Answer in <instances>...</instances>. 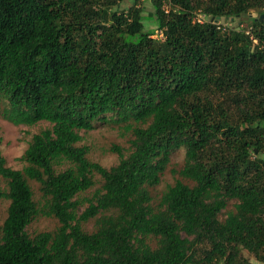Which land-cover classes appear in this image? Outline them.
Masks as SVG:
<instances>
[{
  "label": "trees",
  "instance_id": "obj_1",
  "mask_svg": "<svg viewBox=\"0 0 264 264\" xmlns=\"http://www.w3.org/2000/svg\"><path fill=\"white\" fill-rule=\"evenodd\" d=\"M0 116L49 124L22 169L0 150V264L264 263V0H0ZM102 120L131 135L109 168L79 145Z\"/></svg>",
  "mask_w": 264,
  "mask_h": 264
},
{
  "label": "rangeland",
  "instance_id": "obj_2",
  "mask_svg": "<svg viewBox=\"0 0 264 264\" xmlns=\"http://www.w3.org/2000/svg\"><path fill=\"white\" fill-rule=\"evenodd\" d=\"M129 2H124L121 7L128 5ZM146 8L150 11V5L146 4ZM146 14V13H145ZM250 16H256L255 12L250 13ZM221 24L228 27H236L240 25L239 20L235 21H225L221 20ZM241 26H244L242 24ZM152 29V24H146V29ZM49 124L46 122H39L33 126H24V125H13L8 121L4 120L0 116V137L1 144L0 150L3 157L6 160V165L12 169L20 170L23 168L24 164L20 161L24 150L27 147L28 142L31 139V136L41 129L48 127ZM80 135L82 137L80 146H84L88 149L87 157L90 161L96 162L102 165L105 168H109L117 163L118 157L112 151L114 147L122 148L126 153L128 151V141L131 135L122 127V125L115 124L111 121H97L94 123V128L90 131H81ZM184 162V149L174 151L170 155V164L166 171L161 176V181L158 186L151 190L153 197V203L157 204L161 194L166 190V188L172 185L175 180H183L177 173ZM95 185L82 193L78 200L81 202L79 207L80 212H82L86 207V200L91 197L95 190H97L101 184V180L98 176H95ZM29 185L34 193V199H40V193L38 191V185L33 181H28ZM1 186L4 188L5 183L0 178ZM8 207L7 200H0V224L3 222L6 216V209ZM233 203L230 202L227 208L222 212L220 219L225 218L226 211L232 210ZM58 226L57 221L51 217L37 216L26 228L27 233L30 236H34L41 232H50L53 231ZM93 227V220L88 221L83 224V229L86 231H91ZM152 244H154L152 242ZM250 261L253 264H264L257 262L251 255H248Z\"/></svg>",
  "mask_w": 264,
  "mask_h": 264
},
{
  "label": "built area",
  "instance_id": "obj_3",
  "mask_svg": "<svg viewBox=\"0 0 264 264\" xmlns=\"http://www.w3.org/2000/svg\"><path fill=\"white\" fill-rule=\"evenodd\" d=\"M197 22H199V23H201L202 22V17L201 16H199V17H197Z\"/></svg>",
  "mask_w": 264,
  "mask_h": 264
},
{
  "label": "water",
  "instance_id": "obj_4",
  "mask_svg": "<svg viewBox=\"0 0 264 264\" xmlns=\"http://www.w3.org/2000/svg\"><path fill=\"white\" fill-rule=\"evenodd\" d=\"M260 19H262V15L260 16Z\"/></svg>",
  "mask_w": 264,
  "mask_h": 264
}]
</instances>
